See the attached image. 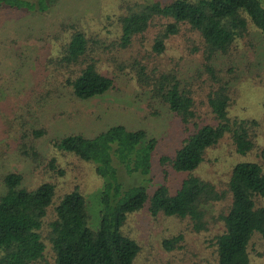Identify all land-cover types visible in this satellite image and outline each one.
<instances>
[{"label": "trees", "instance_id": "1", "mask_svg": "<svg viewBox=\"0 0 264 264\" xmlns=\"http://www.w3.org/2000/svg\"><path fill=\"white\" fill-rule=\"evenodd\" d=\"M54 1L0 0V8L44 15ZM115 21L116 38L106 45L77 24L61 22L52 42L40 47L34 57L37 70L30 75L47 82L44 90L35 92V101L59 99L65 93L88 100L114 89L115 76L132 74L135 83L145 86L150 98L163 103L183 126L184 137L170 154L158 156L157 161L184 173V177L173 191L161 183L146 185L151 181L156 139L144 129L112 124L91 136L80 132L51 136L52 151L47 159L50 168L55 167L58 153H70L91 163L100 178L97 221L90 226L85 198L76 185L55 198L52 183L43 181L27 188L20 173L7 172L1 177L0 264H36L43 257L46 243L53 264H134L141 245L121 228L127 215L139 209L150 217L161 214L187 220L186 231L203 235L206 245L213 249L212 264H248V254L251 260L256 259L252 255H264V248L260 251L252 247L256 239L264 246V206L256 205L258 198L264 199L261 164L247 159L233 162L225 189L219 191L212 181L194 174L204 162L205 152L225 133L230 134L234 153L240 157L254 147L250 130L257 121L229 119L228 81L214 75L220 69L215 70L210 61L215 54L231 55L238 40L249 35L247 26L251 23L260 41L264 80V6L259 0H154L125 4ZM152 29L148 48H144L146 33ZM181 31L189 32L184 39L189 44L187 49L200 52L201 67L213 82L206 95L211 122L196 118L191 93L179 88L171 72L147 65L164 51L166 40ZM192 37L200 44L194 45ZM101 46L107 51L103 59L98 51ZM12 54L17 66L30 69L25 64L28 57L19 46L12 47ZM261 106L264 108V96ZM44 133L42 126L30 130L31 139ZM23 154L32 164L39 157L31 146L25 147ZM257 157L264 160V149ZM119 167L127 175L136 176L137 182L124 184L118 175ZM226 196V209L211 215L220 227L210 232L208 209ZM183 243V231L159 241L161 249L169 254L180 251Z\"/></svg>", "mask_w": 264, "mask_h": 264}, {"label": "rangeland", "instance_id": "2", "mask_svg": "<svg viewBox=\"0 0 264 264\" xmlns=\"http://www.w3.org/2000/svg\"><path fill=\"white\" fill-rule=\"evenodd\" d=\"M151 1L154 0H56L44 15L33 11L21 13L0 8V193L3 191L1 177L7 172L20 173L23 177L22 184L27 188H33L43 181L52 183L55 198L76 185L85 198L89 224L95 225L100 178L94 174L91 163L70 153H58L54 159L55 167L50 168L47 165L52 151L49 138L68 132L91 136L112 124L144 129L156 139L151 181L146 185L153 187L161 183L169 191L178 186L184 173L173 171L166 163L161 166L157 159L160 155L170 154L178 145L180 138L185 135L183 126L163 103L150 98L145 86L135 83L132 74L115 76L114 89L88 100H78L65 93L59 99L50 97L39 102L35 101V92L44 90L47 82L38 80L36 75H30L32 70L34 74L37 70L34 57L39 48L52 42L61 22L77 24L87 35L104 41L102 45H106L116 38L118 26L115 18L123 12L125 4ZM259 2L264 6V0ZM247 27L249 35L238 40L237 48L231 55L215 54L210 61L215 70L220 69L214 75L228 81L229 119L257 121V125L250 130L254 147L247 155L240 157L234 153L229 133H225L205 152L204 162L194 174L212 181L218 191L225 189L229 166L237 160H256L264 169V160L257 157L259 151L264 149L262 55L257 30L251 23ZM153 32L152 29L146 33L144 48H148ZM189 35V32L181 31L170 36L165 42L164 51L152 57L147 65L171 72L179 88L191 93L196 118L211 122L206 95L213 82L210 74L201 67L200 52L188 51L189 44L184 39ZM193 40L194 45L200 44L199 40ZM17 46L27 55L25 64L30 69L16 65L12 47ZM98 51L103 59L107 51L102 46ZM125 56H128L127 52ZM153 111L157 114H152ZM40 126L45 128V133L31 139L30 130ZM30 146L39 156L34 164L23 154L24 148ZM118 175L124 184L137 182L136 176L127 175L121 167ZM228 203L229 197L226 196L208 209L210 232H215L220 227L219 222H213L211 215L223 212ZM256 205L264 206V199L258 198ZM127 216L121 230L134 237L141 245V252L134 264H212L213 249L206 245L203 235L186 231L189 225L187 220L161 214L150 217L142 209ZM176 231H183L182 249L172 254L166 253L161 249L159 241ZM252 247L260 251L264 248L258 239L252 242ZM252 257L256 259L251 260L248 254V264H264V255ZM36 264H53L52 252L47 243L43 257Z\"/></svg>", "mask_w": 264, "mask_h": 264}]
</instances>
